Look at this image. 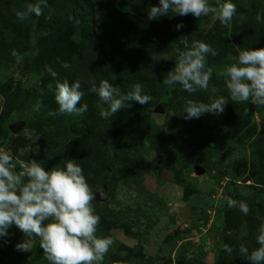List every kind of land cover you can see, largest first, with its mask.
I'll use <instances>...</instances> for the list:
<instances>
[{
    "label": "rangeland",
    "instance_id": "1",
    "mask_svg": "<svg viewBox=\"0 0 264 264\" xmlns=\"http://www.w3.org/2000/svg\"><path fill=\"white\" fill-rule=\"evenodd\" d=\"M121 1L138 14L124 15L111 0H96L95 19L102 27L91 33L80 18L71 22L64 0H48L43 15L25 21L16 12L36 0H0V147L22 162L43 161L46 170L74 159L95 195L107 187L104 201H92L101 218L97 235L115 241L103 264L131 259L135 264H249L236 252L228 256L219 249L247 240L258 247L255 237L264 220V108L261 116L259 106L229 100L223 113L192 120L180 111L188 99L210 103L229 96L223 70L239 50L264 47V0H232L237 13L226 27L191 14L148 20L147 11L159 0ZM178 23L184 25L179 31ZM106 36L116 67L104 56ZM185 38L209 43L217 52L212 61L207 58L213 69L208 89L191 95L157 81L175 67L176 47L183 50ZM133 58L136 65H129ZM62 59L69 68L60 67ZM51 64L60 67L63 81H81V103L88 104L83 116L48 114L58 109L54 92L47 96L44 90L45 66ZM116 69L119 83L126 71L124 89L141 83L153 100L140 113L133 101L105 120L90 89L102 79L114 84ZM37 101L43 105L39 112L33 111ZM239 164L246 168L244 175L236 171ZM196 194L212 201V209H191L182 221L179 215ZM228 198L246 202L249 213L242 214L238 205L228 208ZM24 240L28 252L16 249ZM4 251L17 264H48L39 238L28 240L15 226L0 239V257Z\"/></svg>",
    "mask_w": 264,
    "mask_h": 264
},
{
    "label": "clouds",
    "instance_id": "2",
    "mask_svg": "<svg viewBox=\"0 0 264 264\" xmlns=\"http://www.w3.org/2000/svg\"><path fill=\"white\" fill-rule=\"evenodd\" d=\"M46 7L48 0H36L29 3L26 9L17 11L16 16L21 21L33 15L39 17ZM236 13L232 0H159L158 5L151 6L147 11V18L156 20L162 16L191 14L199 20L211 17L226 27ZM175 27L179 31L184 25L178 23ZM181 43L184 49L177 45L175 67L167 73L163 84L179 85L181 91L190 95L207 90L213 74V69L207 67V57H215L216 50L200 40L189 43L185 38ZM11 54L17 63L23 61V56L17 51L13 50ZM233 60L222 73L226 77L229 96L216 97L210 103L188 99L180 111L184 119L223 113L229 100L264 107V47L239 50V55ZM61 66L65 69L70 67L67 62H62ZM45 68L56 80L57 72L51 66L46 65ZM90 90L99 97L96 107L99 116L105 120L130 107V102L145 105L153 100L141 83H134L129 91L122 92L119 87L102 79L98 86L93 84ZM83 96L79 79L71 84L66 79L57 81L54 97L58 109L50 110L48 114L83 116L88 111V104L81 103ZM42 106V102L37 101L33 111L39 112ZM74 161L68 159L46 170L43 161L28 159L22 162L9 149L0 147V239L15 226L28 240L39 238L48 264H103L115 241L111 236L97 235L101 218L92 203L96 195L82 166ZM226 204L228 208L238 205L244 215L250 210L244 201L228 198ZM255 239L258 247L251 250L244 243L238 246L225 243L219 250L228 256L236 252L249 264H264V220H261ZM16 249L28 252L29 243L24 240L16 245Z\"/></svg>",
    "mask_w": 264,
    "mask_h": 264
},
{
    "label": "trees",
    "instance_id": "3",
    "mask_svg": "<svg viewBox=\"0 0 264 264\" xmlns=\"http://www.w3.org/2000/svg\"><path fill=\"white\" fill-rule=\"evenodd\" d=\"M64 1L70 6V9H71L70 20H71L72 23H75L76 20L78 18H80L81 24H84V26L86 27V29L88 28L91 33L94 30H97V28L99 29V28L102 27V25L101 24H98L96 22V19H95V13H96V11L98 9V6H99V5L96 4V0H64ZM111 6L116 11H118L119 13L124 14V15H126V14L127 15H130V14H138L137 9H135V7L132 4L128 3V2H125L124 3L121 0H111ZM106 39H107L106 40L107 46L104 45V56L107 53L106 56L107 57L110 56L108 58L109 62L112 63L114 67H116V65H119V61H116V59L114 57H112L113 51H112V46L110 44V38L108 36H106ZM116 43H118V42H115L114 43V47L115 48L117 47ZM122 43L126 44L125 41H122ZM115 48H114V50L116 51ZM154 48H156V46H154ZM207 58H210V61H212L211 58H214V57L208 56ZM62 62H66V59H62L61 60V64H62ZM128 64L129 65L130 64L136 65L135 59L133 58L131 60H128ZM50 66L57 72L58 75L56 77V80H53V78L46 71L47 74L45 76L46 80L44 81V90H45V94L47 96H50L54 92L55 83L57 81L63 82V76L60 79V75L61 74H60V70H59L60 67H62V66L61 65H60V67L58 65L54 66L53 64H51ZM117 70L118 69H116L115 71H113L114 72V77L113 78L115 80L114 81L115 82L114 85L117 86V87H119L122 92H127V90L122 87V84L127 85V77L128 76L126 74V71H124L122 73V83H119L118 82L119 81V76H118V71L119 70L118 71ZM91 73L92 72H90V74ZM71 80L72 79H68V82L70 84L73 82ZM157 81L160 82V85L165 86V84H163V81L162 80H159V78H158ZM49 85H51L52 87L50 88ZM173 86H176V85H172V87ZM130 103H132V102H130ZM141 106L142 105L138 104L135 107L138 113L141 112V109H142ZM143 106H145V105H143ZM263 108L264 107H260V106L258 108L259 115H261V116H262ZM246 123L247 122H245V124ZM261 166H262L261 170L264 172V160L262 161ZM236 171L239 174V176L240 175H244L245 172H246V168H245L244 165L239 164V165L236 166ZM232 178L234 180L235 177L232 176ZM232 184H233V186L235 188L237 187L236 182H232ZM234 195H235V198H239L240 197L239 193H237V192ZM190 201H191L190 207H191L192 211H196V210H198L200 208L210 209L211 210L212 209V206H213L212 201L209 202L205 198V196L204 195H201V194L194 195L191 198ZM244 244H246L251 249H253L256 246V245H252V243L250 244V241H248V240L246 241V243L244 242ZM203 254L204 253L201 252L200 255H199V258H202V256H204ZM0 261L4 262L5 264L6 263H9L10 261H12L13 264H17L19 262V260L17 258H11L10 259L8 253H5V251L3 252V254H1ZM244 263L246 264V261H244ZM124 264H135V263L131 259V260L125 262Z\"/></svg>",
    "mask_w": 264,
    "mask_h": 264
},
{
    "label": "water",
    "instance_id": "4",
    "mask_svg": "<svg viewBox=\"0 0 264 264\" xmlns=\"http://www.w3.org/2000/svg\"><path fill=\"white\" fill-rule=\"evenodd\" d=\"M16 128L17 127H11V131H15ZM106 191H107V187L104 186L103 189L96 195L95 200L96 201H104L105 198H106ZM190 212H191V207L188 205L187 210L179 215L180 216V219L182 221H186L187 220V216H188V214Z\"/></svg>",
    "mask_w": 264,
    "mask_h": 264
}]
</instances>
